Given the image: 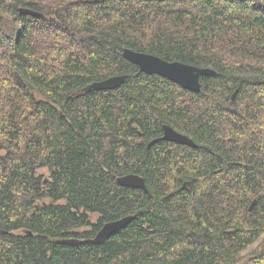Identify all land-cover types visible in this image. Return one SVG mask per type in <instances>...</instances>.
I'll return each instance as SVG.
<instances>
[{
	"label": "trees",
	"instance_id": "trees-1",
	"mask_svg": "<svg viewBox=\"0 0 264 264\" xmlns=\"http://www.w3.org/2000/svg\"><path fill=\"white\" fill-rule=\"evenodd\" d=\"M125 47L217 73L194 92ZM0 264H264V0H0Z\"/></svg>",
	"mask_w": 264,
	"mask_h": 264
},
{
	"label": "water",
	"instance_id": "water-1",
	"mask_svg": "<svg viewBox=\"0 0 264 264\" xmlns=\"http://www.w3.org/2000/svg\"><path fill=\"white\" fill-rule=\"evenodd\" d=\"M19 11L22 14H28L34 17H42V14L40 12L29 8H20ZM122 56L127 59V61L136 64L140 72H144L146 74L154 73L163 76L177 84H180V86H182L183 88L194 92L200 91L201 76H214L217 73L216 70L210 67H199L196 65L181 62L179 60L168 61L157 55L141 52L140 50L136 51L126 47L122 50ZM17 79L21 81L19 76H17ZM123 80L124 76L121 74L112 75L91 82L90 85L84 88V90L114 89L115 87L120 86ZM162 129L163 133L160 139L195 148L196 143L188 135L181 133L166 124L163 125ZM116 181L123 186L141 188L145 192L148 191L144 178L136 173L120 175L116 178ZM254 203L255 200L252 201L250 208L254 205ZM132 218V215H127L115 220L105 222L93 237L85 239L83 241L93 244L102 243V241H104L106 238L128 224L132 220ZM83 241L74 237L62 239L63 243L70 245L82 243Z\"/></svg>",
	"mask_w": 264,
	"mask_h": 264
},
{
	"label": "rangeland",
	"instance_id": "rangeland-1",
	"mask_svg": "<svg viewBox=\"0 0 264 264\" xmlns=\"http://www.w3.org/2000/svg\"><path fill=\"white\" fill-rule=\"evenodd\" d=\"M38 173L39 174H41L43 177H44V179H48L49 178V173H48V170L46 169V168H40V169H38ZM44 201L45 202H48L49 201V199H44ZM90 218H91V220L92 221H94L96 218H97V215L95 214H92L91 216H90Z\"/></svg>",
	"mask_w": 264,
	"mask_h": 264
}]
</instances>
